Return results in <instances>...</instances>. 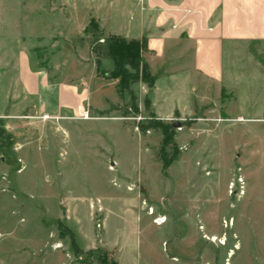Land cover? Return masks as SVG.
Masks as SVG:
<instances>
[{
	"label": "rangeland",
	"instance_id": "rangeland-1",
	"mask_svg": "<svg viewBox=\"0 0 264 264\" xmlns=\"http://www.w3.org/2000/svg\"><path fill=\"white\" fill-rule=\"evenodd\" d=\"M33 1L23 0L24 6ZM38 1L44 10L53 7L49 0ZM85 12L81 8L79 16ZM87 29L71 39L51 31L30 56L52 79L59 72L74 79L96 75L119 84L111 78L112 71L98 68L91 51L111 36ZM261 49L256 56L264 60ZM14 77L8 71L6 99L0 102V113L7 114L0 118V191L21 195L22 223L35 222L39 237L48 238L23 264H230L222 260L229 253L232 264H253L251 258L260 262L259 256L264 262V224L262 245L251 251L247 246L240 250L238 233L244 232V225L225 226L246 197L229 192L230 182L240 173L246 194L252 186L259 197L255 205L264 211V82L253 88L243 110L248 113L247 107H253L263 119L259 122L225 113L229 103H235L236 94L230 91L223 93L226 106L220 107V115L156 117L149 103H138L140 80L123 94L118 89L123 101L92 115V120L68 119L74 112L66 121L44 122L24 91L15 99ZM104 96L115 100L116 88L109 87ZM176 121L185 125L176 128ZM69 190L87 198L76 228L85 249L77 244L62 202L55 213L44 204H53L59 193ZM96 200L98 206L92 204ZM155 218L166 222L153 225ZM148 238L156 249L151 260H146Z\"/></svg>",
	"mask_w": 264,
	"mask_h": 264
},
{
	"label": "crops",
	"instance_id": "crops-1",
	"mask_svg": "<svg viewBox=\"0 0 264 264\" xmlns=\"http://www.w3.org/2000/svg\"><path fill=\"white\" fill-rule=\"evenodd\" d=\"M49 1L53 7L44 10L38 0L27 6L23 0H0V102L6 99L9 71L15 76L11 82L15 87V99L24 91L35 101L34 114L44 122L56 120H43L45 115L58 118V122L66 121L65 117L87 103L93 116L121 103L118 80L105 82L96 75L89 78L79 75L74 79L59 72L58 78L52 79L50 72L37 67L30 56L39 41L49 37L51 31L55 36L71 39L85 32L95 20L107 37L145 40L144 56L156 82L152 88L140 84L138 103L143 106L149 101L156 117L220 115V107L226 106L223 93L230 91L236 98L234 106L229 103L227 115L242 116L249 122L263 121L253 107H247L248 113L243 110L253 88L264 82V60L256 56L257 50L264 48V0ZM81 8L86 11L84 17L79 16ZM28 44L32 50L28 49ZM102 69L113 71V61L102 60ZM109 87L116 88L115 100L104 96ZM232 109L235 112L230 113ZM6 116L0 113V118ZM247 131L245 129L244 138ZM51 179L55 181L53 176ZM29 196L33 203L31 194ZM20 197L17 192L0 191V264H23L48 243V238L39 237L35 222L22 223L18 211L22 206ZM100 198L97 200L101 202ZM258 198L250 186L244 203L229 217L234 220L233 226L237 223L245 227L244 232L238 233L240 250L247 246L251 251L252 246L262 245L264 211L255 205ZM86 199L69 190L59 193L53 204L44 203L48 211L55 213L58 203L62 202L81 249L84 247L78 241L76 228L81 226ZM97 200L92 201L94 206H98ZM99 206L103 209L102 203ZM154 220L151 219V223L159 226ZM146 243L149 246L146 260H151L153 255L150 254L156 250L154 242L148 238ZM227 259L232 264L233 254L222 258L223 262ZM256 259L251 258L253 264H264L261 256L260 262Z\"/></svg>",
	"mask_w": 264,
	"mask_h": 264
},
{
	"label": "trees",
	"instance_id": "trees-1",
	"mask_svg": "<svg viewBox=\"0 0 264 264\" xmlns=\"http://www.w3.org/2000/svg\"><path fill=\"white\" fill-rule=\"evenodd\" d=\"M91 27L99 32V26L95 20L90 22L89 28ZM145 47V40L127 41L122 37L111 36L106 44L92 46L91 51L96 58L98 68H101L103 59L113 61L114 70L110 76L113 79L120 80L118 89L123 94L139 80L150 88L155 85L156 78L151 75L148 64L142 61L141 52ZM146 103H149V101ZM167 167L168 164L164 165V169Z\"/></svg>",
	"mask_w": 264,
	"mask_h": 264
},
{
	"label": "built area",
	"instance_id": "built-area-1",
	"mask_svg": "<svg viewBox=\"0 0 264 264\" xmlns=\"http://www.w3.org/2000/svg\"><path fill=\"white\" fill-rule=\"evenodd\" d=\"M101 43H105L104 40L100 41ZM51 119H56L58 118H51L49 115L43 116V120H51ZM70 120H92L94 119L92 116V113L90 111V108L86 105H80L77 107L75 111V115L72 117H68ZM138 130V129H137ZM241 171V170H240ZM229 192L231 196L237 197V198H243L246 195V181L244 176L240 173L239 176L236 177L232 182L229 184ZM154 222L157 225H160L162 222H160V219H155ZM234 224V220L230 219L228 222L225 221V226L226 227H232ZM99 228L101 226L99 225ZM212 242H214V237L210 239Z\"/></svg>",
	"mask_w": 264,
	"mask_h": 264
},
{
	"label": "water",
	"instance_id": "water-1",
	"mask_svg": "<svg viewBox=\"0 0 264 264\" xmlns=\"http://www.w3.org/2000/svg\"><path fill=\"white\" fill-rule=\"evenodd\" d=\"M173 125H174V127L178 128V127H183L185 124L181 121H176V122H174Z\"/></svg>",
	"mask_w": 264,
	"mask_h": 264
},
{
	"label": "bare ground",
	"instance_id": "bare-ground-1",
	"mask_svg": "<svg viewBox=\"0 0 264 264\" xmlns=\"http://www.w3.org/2000/svg\"><path fill=\"white\" fill-rule=\"evenodd\" d=\"M160 222H162L160 225H163V224L166 222V219L161 218V219H160ZM214 241H216V239H215Z\"/></svg>",
	"mask_w": 264,
	"mask_h": 264
}]
</instances>
